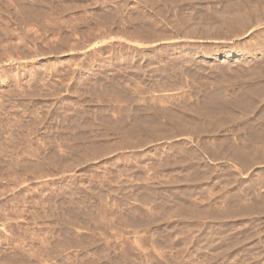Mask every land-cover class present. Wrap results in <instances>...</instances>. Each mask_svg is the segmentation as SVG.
<instances>
[{
	"label": "rangeland",
	"instance_id": "rangeland-1",
	"mask_svg": "<svg viewBox=\"0 0 264 264\" xmlns=\"http://www.w3.org/2000/svg\"><path fill=\"white\" fill-rule=\"evenodd\" d=\"M0 264H264V0H0Z\"/></svg>",
	"mask_w": 264,
	"mask_h": 264
},
{
	"label": "bare ground",
	"instance_id": "bare-ground-1",
	"mask_svg": "<svg viewBox=\"0 0 264 264\" xmlns=\"http://www.w3.org/2000/svg\"><path fill=\"white\" fill-rule=\"evenodd\" d=\"M231 56H232V52L226 53V58H231Z\"/></svg>",
	"mask_w": 264,
	"mask_h": 264
}]
</instances>
